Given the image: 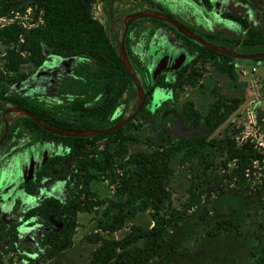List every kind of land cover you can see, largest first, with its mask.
I'll return each mask as SVG.
<instances>
[{
    "label": "rangeland",
    "instance_id": "obj_1",
    "mask_svg": "<svg viewBox=\"0 0 264 264\" xmlns=\"http://www.w3.org/2000/svg\"><path fill=\"white\" fill-rule=\"evenodd\" d=\"M168 2L165 0L163 3L164 10L193 28L202 40L212 41L213 45L232 53L249 56H231L236 59L234 81L217 67L205 63L194 86L183 84L181 88H175V94L170 89L154 87L150 100L144 103L147 118L135 134L136 139L126 142L128 152L148 150L158 132L166 134L170 141L205 133L204 122L190 127L180 116L184 101L190 100L203 117L215 98H242L228 117L205 136L204 144L196 154L184 155L186 149L182 148L169 160L171 174L166 187L170 201L177 208L188 207L190 215L187 222L174 227L163 240L160 257L147 264H205L202 259L211 251L212 264H227L230 259L235 264H264L263 260L254 263L261 256L260 249L264 248V58L250 60L264 57V0H208V7H204L200 0H182L175 3V7ZM152 12L145 0H95L91 6L92 15L104 26L116 51L124 56L126 47L132 55L141 58V80H138L141 88L142 82L150 85L160 72L166 82L176 83L179 80L175 75L176 68L188 63L194 55L168 29L153 27L146 21L134 22L137 17L141 18V14ZM221 12L243 17L263 42L242 46L239 41L245 37V30L236 22L222 17ZM30 19L28 8L23 12H0V26L17 20L24 27H30L34 25ZM159 19L176 30L183 26L177 22L174 25L165 17ZM128 25L132 27L125 33ZM147 32L151 34L147 35ZM121 41L124 52H121ZM42 52L44 61L41 65L23 64L19 67V75L24 76L22 79L14 82L0 80V93L3 97H22L70 121L84 119L87 114L83 107L103 102V70L94 59L85 55L55 56L45 47ZM4 53L5 48L0 44V71ZM124 58L128 63L126 53ZM140 102L138 89L129 88L123 92L107 116L109 124L133 113ZM23 115V111L0 98V134L5 125L8 127L13 119ZM227 140H233L237 145L247 142L262 154L261 162H253L246 171L241 186L228 178L233 163L224 162ZM102 143L97 142V150ZM90 150L87 148L83 153H92L90 155L101 162L102 155ZM53 155L59 156L60 161L39 178L34 192L27 194L23 186L29 171L33 178L44 159ZM76 159L68 155V149L60 143L33 140L24 129L19 135L13 134L0 143V264H87L91 252L101 242L98 235L118 241L133 226H151L149 212L140 211L127 217L115 231L101 230L97 226V218L104 205L94 206L91 212L77 213L70 247L55 258H45L43 254L47 247L41 244L42 231L55 230L58 222L49 219L47 224H43L38 216L23 218V215L48 198L66 203L74 197L76 188L70 174ZM90 171L93 177L89 186L97 199H112L113 184L96 168ZM205 176L206 181L203 182ZM229 196L232 198L228 199ZM203 209L208 210L209 217H228L238 222L239 236L227 239V243L217 238L207 241L198 233L200 226L195 225L197 214ZM11 223L15 225L14 239L13 234L7 232ZM243 238L252 241L246 242Z\"/></svg>",
    "mask_w": 264,
    "mask_h": 264
},
{
    "label": "trees",
    "instance_id": "obj_2",
    "mask_svg": "<svg viewBox=\"0 0 264 264\" xmlns=\"http://www.w3.org/2000/svg\"><path fill=\"white\" fill-rule=\"evenodd\" d=\"M94 1L0 0L1 14L13 11L23 12L28 8L31 23L34 24L24 27L17 20H11L0 26V44L5 48L0 80L14 82L22 79L24 76L18 73L21 65L39 66L42 64L44 61L43 47L48 49L52 55L63 57L85 55L94 59L99 68L103 70L101 76L105 92L103 102L97 106L83 107L87 114L86 117L70 121L56 116L36 104L29 103L22 97H3V93H0V98L17 108L28 111L41 124L56 129L70 131L100 129L117 122L109 124L107 116L123 92L129 88L134 89L135 85L128 69L109 39L106 29L91 13ZM145 1L151 10L161 12L177 23H181L169 11L164 10L166 8L163 5L165 0ZM200 1L204 7H208V0ZM181 2L182 0H169L168 4L175 7V3ZM220 15L236 22L245 30V37L239 41L242 46L263 42L258 37L257 31L250 27L243 17L229 12H221ZM143 21L153 24V27L161 26L168 29L194 52L188 63H184L175 70V75L179 77L176 83L166 82L162 73L157 75L150 85L146 86L142 82L144 100L139 111L128 122L113 130L90 135L56 134L44 129L25 114L12 120L0 142L3 143L13 134L19 135L24 129L30 133L33 140L58 142L68 149V155L77 157L70 174L76 188L74 197L66 203L55 198H48L45 202L29 208L23 215V218L38 216L43 224H47L49 219L58 222V227L55 230H43L41 234V244L47 247L43 255L47 259L55 258L70 247L77 213L79 211L91 212L94 206L101 205L104 207L97 218V226L101 230L115 231L127 217L140 211L149 212L151 226H133L118 241L106 240L98 235L97 238L101 242L91 252L87 264H147L159 258L163 240L169 236L174 227H179L187 222L190 215L187 212L188 207L177 208L170 201V193L166 187L171 174L169 160L182 148L186 149L184 155L196 154L204 144L205 136L223 122L242 101V98L236 96L215 98L203 117L193 107L190 100L184 101L181 104L180 116L190 127H197L201 121L204 122L205 133L191 134L187 138L180 137L175 141H170L166 134L158 132L155 142L152 143L153 146L148 150L128 152L126 142L135 140V134L141 130L147 118L144 103L150 100L154 87L167 88L175 94V88H181L183 84L194 86L197 77L201 75L200 68H203L205 63L217 67L221 73L233 81L236 79L237 73L234 64L235 58L210 49L161 21L158 17H141L134 20L135 23ZM181 25L196 32L185 24L181 23ZM150 34L147 32V35ZM125 53L130 67L140 81L141 58L136 54L132 55L126 47ZM263 58L255 57L250 60L257 61ZM98 141L103 142L99 150H97ZM87 148H91L90 152H99L102 155L101 162L90 155L92 153H83ZM261 160L262 154L251 144L243 142L237 145L233 140H227L224 162L233 163L228 178H231L235 185L241 186L246 171L252 163H260ZM59 161L60 157L57 155L48 157L34 172V177L24 182V191L27 194H32L39 178ZM93 168H96L113 184L112 199H97L95 193L91 191L89 181L93 177V173L90 171ZM205 178L206 176L203 177V182L206 181ZM229 198L232 197L229 196ZM196 218L195 225L200 226L198 233H201V236L207 241L217 238L219 241L227 243V239L239 236L238 222L228 217H213V215L209 217L208 210L203 209ZM14 226V223L9 225L8 234H13ZM12 237V239L15 238L14 234ZM243 239L246 242L252 241L249 238ZM197 240L198 237H196ZM211 253L212 251L205 254L202 259L205 264H212ZM260 254L259 260L254 263L264 261L263 247L260 249ZM227 264H235V261L230 259Z\"/></svg>",
    "mask_w": 264,
    "mask_h": 264
},
{
    "label": "water",
    "instance_id": "obj_3",
    "mask_svg": "<svg viewBox=\"0 0 264 264\" xmlns=\"http://www.w3.org/2000/svg\"><path fill=\"white\" fill-rule=\"evenodd\" d=\"M140 17H165L167 18L171 23H173L174 25H176V21H174L171 17L161 13V12H158V11H153L152 13H149V14H141ZM139 18V17H137ZM182 28H177L179 32L181 33H184L186 34L188 37L198 41L199 43L209 47L210 49H213V50H217V51H220L226 55H229V56H236V57H241V56H249V55H241V54H237V53H232L231 51H228L226 49H221L219 47H217L216 45H213L212 43L210 42H207L205 40H202L196 33H194L193 31L187 29L186 27H183L181 26ZM124 34V33H123ZM122 38H123V35H122ZM124 52L123 50V45H122V41H121V52ZM119 54V53H118ZM120 58L122 59L123 63L125 64L126 68L128 69L129 71V74H130V77L135 85V88L138 89L140 95H141V102L140 104L136 107V109L133 111V113H131L130 115H128L127 117H125L124 119L122 120H119L117 121L116 123L110 125V126H107V127H104V128H100V129H89V130H78V131H70V130H61V129H56V128H53V127H50V126H47V125H44V124H41L34 115L30 114L28 111L22 109V108H18L19 110L23 111L25 114L29 115L34 121H36L37 123H39L44 129L52 132V133H56V134H67V135H90V134H94V133H100V132H104V131H110V130H113L115 128H118L120 126H122L123 124H125L126 122H128L140 109L142 103H143V100H144V93L142 91V88L140 87V84L138 83V79L132 74L131 72V69L128 65V63L125 62V52H124V56H122L121 54H119ZM7 127L5 125L4 127V131L3 133L1 134L0 136V142L1 140L3 139V136H4V133L6 131ZM31 171H29L27 177L25 178V181H27L28 179H31Z\"/></svg>",
    "mask_w": 264,
    "mask_h": 264
},
{
    "label": "flooded vegetation",
    "instance_id": "obj_4",
    "mask_svg": "<svg viewBox=\"0 0 264 264\" xmlns=\"http://www.w3.org/2000/svg\"><path fill=\"white\" fill-rule=\"evenodd\" d=\"M131 27H132L131 25H128V27H126V29H125V33H126V31H128L129 29H131ZM55 56H59V55H55ZM62 57H63V56H62ZM42 63H43V62H42ZM40 65H41V64H40ZM182 65H183V64H182ZM182 65L178 66V67L176 68V70L179 69ZM160 73H161V72H160ZM160 73H159V74H160ZM159 74H157V75H159ZM162 74H163V73H162ZM157 75H156V76H157ZM155 78H156V77H155ZM155 78H154V79H155ZM154 79H153V80H154ZM146 86H147V85H146ZM46 159H47V158H45L44 161H45ZM44 161H43V162H44ZM43 162H42L41 164H43Z\"/></svg>",
    "mask_w": 264,
    "mask_h": 264
}]
</instances>
